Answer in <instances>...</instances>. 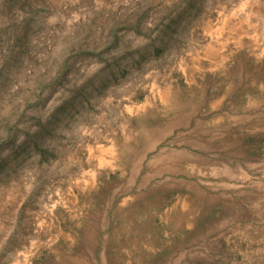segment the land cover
<instances>
[{"label":"rangeland","instance_id":"obj_1","mask_svg":"<svg viewBox=\"0 0 264 264\" xmlns=\"http://www.w3.org/2000/svg\"><path fill=\"white\" fill-rule=\"evenodd\" d=\"M0 264H264V0H0Z\"/></svg>","mask_w":264,"mask_h":264}]
</instances>
